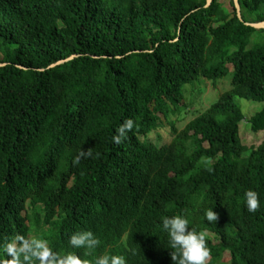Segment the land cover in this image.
Returning <instances> with one entry per match:
<instances>
[{
    "label": "trees",
    "instance_id": "obj_1",
    "mask_svg": "<svg viewBox=\"0 0 264 264\" xmlns=\"http://www.w3.org/2000/svg\"><path fill=\"white\" fill-rule=\"evenodd\" d=\"M228 3L0 0V244L32 235L91 259L67 242L91 230L95 252L172 264L160 218L182 212L207 232V264H264V141L243 142L238 101L264 104V27L246 24L264 21V0H239L242 18ZM219 80L229 88L183 128L170 120L189 86ZM250 125L264 131V106Z\"/></svg>",
    "mask_w": 264,
    "mask_h": 264
},
{
    "label": "clouds",
    "instance_id": "obj_2",
    "mask_svg": "<svg viewBox=\"0 0 264 264\" xmlns=\"http://www.w3.org/2000/svg\"><path fill=\"white\" fill-rule=\"evenodd\" d=\"M133 120L124 119L112 136L114 144L127 139L133 129ZM90 157L92 152L81 150L72 163L77 164L80 157ZM243 203L249 213L259 206L258 196L254 190L243 193ZM204 219L216 222L218 214L211 207L203 209ZM160 228L166 234L172 264H207L210 250L207 247V232L190 226V220L184 213L165 215L160 218ZM68 245L73 249L88 250L91 259H83L72 251H55L49 241L38 236L15 234L0 244V264H127L125 255L119 251L95 252L100 245L99 239L91 230H77L68 237ZM125 241L122 239L121 244Z\"/></svg>",
    "mask_w": 264,
    "mask_h": 264
},
{
    "label": "rangeland",
    "instance_id": "obj_3",
    "mask_svg": "<svg viewBox=\"0 0 264 264\" xmlns=\"http://www.w3.org/2000/svg\"><path fill=\"white\" fill-rule=\"evenodd\" d=\"M222 1L227 5L229 4V0ZM227 88H229L228 80H219L216 84H212L211 81H202L200 84L196 85L194 89L189 86L186 91L187 97L185 99L186 101L181 115L173 114L170 116V120L176 121V125L179 128H183L186 123L195 116L197 110L200 109V112L203 109H206L213 101H215L217 96ZM192 99L194 101H192ZM238 101L241 103L245 114L244 121L241 124V138L248 147L257 146L264 141V131L257 133L253 132L250 125V118L256 112H259L263 108L264 104L252 101L248 102L244 99H238ZM162 122L164 123L163 119ZM167 126V123H165L159 127L158 130L161 132V137L158 136L156 132V134L154 133L150 139L157 144H162L163 140L167 139L164 138L167 136L169 131ZM221 260L223 261V264H227L229 262V255L225 254Z\"/></svg>",
    "mask_w": 264,
    "mask_h": 264
},
{
    "label": "water",
    "instance_id": "obj_4",
    "mask_svg": "<svg viewBox=\"0 0 264 264\" xmlns=\"http://www.w3.org/2000/svg\"><path fill=\"white\" fill-rule=\"evenodd\" d=\"M211 1L212 0H208V3H211ZM234 4H235V7L237 9V13H238L239 18H242L239 0H234ZM246 24L257 27V28L264 27V21L263 22H257V23H246ZM59 62H61V61H59ZM54 65L55 64H52L51 66H54Z\"/></svg>",
    "mask_w": 264,
    "mask_h": 264
}]
</instances>
